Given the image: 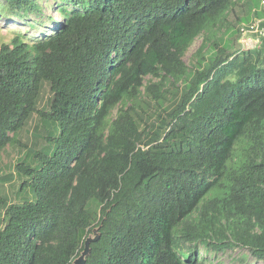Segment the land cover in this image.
<instances>
[{
    "label": "trees",
    "instance_id": "obj_1",
    "mask_svg": "<svg viewBox=\"0 0 264 264\" xmlns=\"http://www.w3.org/2000/svg\"><path fill=\"white\" fill-rule=\"evenodd\" d=\"M235 1L62 0L50 34L2 44L0 155L37 123L0 196V264H74L95 230L84 264H204L201 246L264 263V40L207 37L184 61Z\"/></svg>",
    "mask_w": 264,
    "mask_h": 264
},
{
    "label": "rangeland",
    "instance_id": "obj_2",
    "mask_svg": "<svg viewBox=\"0 0 264 264\" xmlns=\"http://www.w3.org/2000/svg\"><path fill=\"white\" fill-rule=\"evenodd\" d=\"M37 2L44 7L42 11L31 16H26L25 18H20L12 12L7 11L4 3L0 4V48L2 44H11L18 36L29 42L35 40V37H38L37 39H43L53 31L55 22L61 19L58 3L62 2V0H37ZM247 4H249V6ZM257 4L258 0H236L230 12L221 17L219 21H223L220 23L218 22V27L216 29H210L208 34L203 33L199 36L186 52L184 61L188 68L194 70L198 61L195 53L201 46L203 40L207 37L209 38V42L215 41L219 46H226L231 43L230 47L233 53L239 52V27L243 23L250 22L255 18V15L251 16V11ZM149 80L150 78H147V81ZM151 81L158 82L159 80L155 79ZM180 87H182L181 84ZM50 95L46 87L43 92L41 107L47 105ZM115 116L116 112L114 113V117ZM36 123L37 119L35 118L27 128L15 137L16 142L8 146L0 155V196L2 197H8L10 200L17 197L21 181L15 174V167L17 163L26 156L27 148L33 147V131ZM246 149L247 147L245 144L240 143L236 149V159L238 156L242 157ZM229 164H231V162ZM240 164L241 162L238 163V165ZM28 198L32 200L30 195ZM97 237L98 232L95 230L90 238L87 239L86 246H88L91 240ZM84 255L85 254L77 259L75 263L77 264V262H80L82 264ZM200 260L204 262V264H264L263 262L255 260L248 249L239 246L217 252H207L206 249L201 246Z\"/></svg>",
    "mask_w": 264,
    "mask_h": 264
},
{
    "label": "built area",
    "instance_id": "obj_3",
    "mask_svg": "<svg viewBox=\"0 0 264 264\" xmlns=\"http://www.w3.org/2000/svg\"><path fill=\"white\" fill-rule=\"evenodd\" d=\"M261 5L264 7V0ZM264 40V18L254 19L240 28L239 43L242 52H251L262 47Z\"/></svg>",
    "mask_w": 264,
    "mask_h": 264
},
{
    "label": "crops",
    "instance_id": "obj_4",
    "mask_svg": "<svg viewBox=\"0 0 264 264\" xmlns=\"http://www.w3.org/2000/svg\"><path fill=\"white\" fill-rule=\"evenodd\" d=\"M247 5L249 6V4H247ZM256 9H261V3H260V0H258V4H257V6H256L255 8L252 9V11H251V16H254V15H255V17H257V18H262V17H264V16H262V17H258L257 15H258V14H261V13L264 12V11L254 12Z\"/></svg>",
    "mask_w": 264,
    "mask_h": 264
},
{
    "label": "clouds",
    "instance_id": "obj_5",
    "mask_svg": "<svg viewBox=\"0 0 264 264\" xmlns=\"http://www.w3.org/2000/svg\"><path fill=\"white\" fill-rule=\"evenodd\" d=\"M261 2H262V0H261ZM260 2V3H261ZM258 11H264V7L261 5V9H256L254 12H258ZM262 18H264V17H262ZM262 18H257V17H255L254 19H262ZM254 19H252L251 21H253ZM250 21V22H251ZM250 22H247V23H250ZM243 24H245V23H243ZM242 24V25H243ZM241 25V26H242ZM241 26L239 27V37H238V43H239V38H240V28H241ZM239 45H240V43H239ZM240 50H241V46H240ZM255 51V50H254Z\"/></svg>",
    "mask_w": 264,
    "mask_h": 264
},
{
    "label": "water",
    "instance_id": "obj_6",
    "mask_svg": "<svg viewBox=\"0 0 264 264\" xmlns=\"http://www.w3.org/2000/svg\"><path fill=\"white\" fill-rule=\"evenodd\" d=\"M94 240H95V239H94ZM91 241H93V240H91ZM91 241H90V242H91ZM90 242H89V243H90ZM88 252H89V244H88V246H86L85 251L83 252V254H85V255H84V258H85V256L88 254ZM83 254H82V255H83ZM84 258H83V259H84ZM78 259H79V258H78ZM81 259H82V258H81ZM84 261H85V260H84ZM84 261H83L82 264H84ZM74 264H76V263L74 262ZM77 264H81V263H80V262H77Z\"/></svg>",
    "mask_w": 264,
    "mask_h": 264
}]
</instances>
